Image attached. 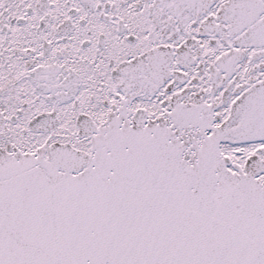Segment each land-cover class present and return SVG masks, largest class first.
Returning a JSON list of instances; mask_svg holds the SVG:
<instances>
[{"label":"snow or ice","instance_id":"6c2138e0","mask_svg":"<svg viewBox=\"0 0 264 264\" xmlns=\"http://www.w3.org/2000/svg\"><path fill=\"white\" fill-rule=\"evenodd\" d=\"M0 264H264V0H0Z\"/></svg>","mask_w":264,"mask_h":264}]
</instances>
